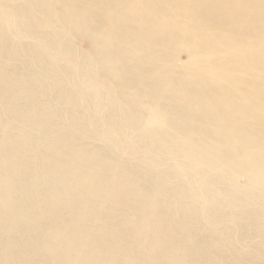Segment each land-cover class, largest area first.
<instances>
[{"label": "bare ground", "instance_id": "obj_1", "mask_svg": "<svg viewBox=\"0 0 264 264\" xmlns=\"http://www.w3.org/2000/svg\"><path fill=\"white\" fill-rule=\"evenodd\" d=\"M0 264H264V0H0Z\"/></svg>", "mask_w": 264, "mask_h": 264}]
</instances>
